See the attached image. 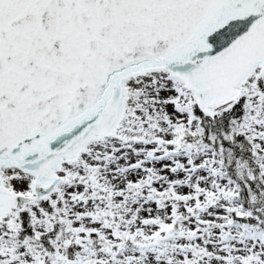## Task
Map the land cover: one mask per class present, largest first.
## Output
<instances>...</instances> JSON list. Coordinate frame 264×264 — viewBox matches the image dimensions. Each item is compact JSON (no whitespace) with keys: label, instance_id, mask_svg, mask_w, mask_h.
Listing matches in <instances>:
<instances>
[{"label":"snow or ice","instance_id":"6c2138e0","mask_svg":"<svg viewBox=\"0 0 264 264\" xmlns=\"http://www.w3.org/2000/svg\"><path fill=\"white\" fill-rule=\"evenodd\" d=\"M0 264H264V0H0Z\"/></svg>","mask_w":264,"mask_h":264}]
</instances>
